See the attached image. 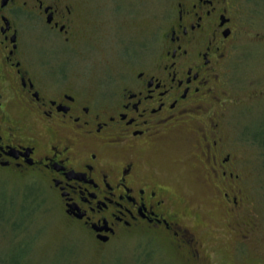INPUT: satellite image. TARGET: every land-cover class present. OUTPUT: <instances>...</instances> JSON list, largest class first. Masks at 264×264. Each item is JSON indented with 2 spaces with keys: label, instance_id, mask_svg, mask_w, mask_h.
<instances>
[{
  "label": "flooded vegetation",
  "instance_id": "flooded-vegetation-1",
  "mask_svg": "<svg viewBox=\"0 0 264 264\" xmlns=\"http://www.w3.org/2000/svg\"><path fill=\"white\" fill-rule=\"evenodd\" d=\"M89 2L0 0V172L51 198L37 207L54 214L62 237L44 250L31 212L9 219L3 205L0 264H76L81 255L89 264H157L165 249L174 264H210L203 204L173 193L153 160L182 139L207 198L233 220L231 234L258 231L245 192L252 169L226 129L235 105L228 69L249 36L244 2L167 0L154 45L96 91L85 73L30 56L27 39L47 31L78 49Z\"/></svg>",
  "mask_w": 264,
  "mask_h": 264
},
{
  "label": "rangeland",
  "instance_id": "rangeland-1",
  "mask_svg": "<svg viewBox=\"0 0 264 264\" xmlns=\"http://www.w3.org/2000/svg\"><path fill=\"white\" fill-rule=\"evenodd\" d=\"M243 2L242 13L250 22L249 36L238 45L236 59L228 69V77L235 85V105L227 118L226 129L229 141L237 143L236 152L252 169L247 176L245 192L250 197L248 211L258 225V231L250 237L231 234L229 224L233 220L225 215L222 201L207 198L209 188L197 181L198 174L185 158L184 146L180 145L182 139L169 144L166 152L156 155L153 160L165 172L173 193L203 204L210 230L200 231V234L210 248V264H264V143H259L254 136L264 131V42L257 37V34H264V0ZM89 7L92 9L91 24L81 31L78 49L66 46L58 34L47 31H29L27 39L30 56L50 63L55 70L85 73L87 84L96 91L129 68L130 62L136 60L133 59L136 50L142 54L145 48L154 45L166 13L167 0H90ZM28 182L0 172V212H3L1 206L6 204L7 213L13 214H7L9 219L30 211L35 218L36 231L46 232L44 239L41 238L46 250L62 237L59 238L54 214L47 212V206L37 207L40 203L46 205L42 202L51 198L28 186ZM246 216L248 212L239 219ZM1 247H6V239L0 233ZM57 250L61 251V246ZM126 254L123 252L124 256ZM173 256L170 249L162 250L157 264H174ZM90 259V264H95L94 257ZM76 264L89 262L81 255Z\"/></svg>",
  "mask_w": 264,
  "mask_h": 264
},
{
  "label": "trees",
  "instance_id": "trees-1",
  "mask_svg": "<svg viewBox=\"0 0 264 264\" xmlns=\"http://www.w3.org/2000/svg\"><path fill=\"white\" fill-rule=\"evenodd\" d=\"M254 136H256V140L258 142L260 141V142L264 143V131L256 133Z\"/></svg>",
  "mask_w": 264,
  "mask_h": 264
}]
</instances>
